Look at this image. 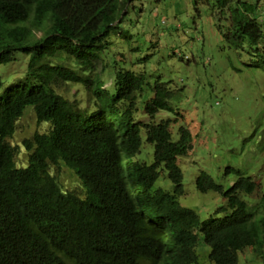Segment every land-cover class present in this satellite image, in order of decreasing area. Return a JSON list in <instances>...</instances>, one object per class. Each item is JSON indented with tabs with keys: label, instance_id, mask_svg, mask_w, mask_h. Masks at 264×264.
Segmentation results:
<instances>
[{
	"label": "trees",
	"instance_id": "16d2710c",
	"mask_svg": "<svg viewBox=\"0 0 264 264\" xmlns=\"http://www.w3.org/2000/svg\"><path fill=\"white\" fill-rule=\"evenodd\" d=\"M126 2L0 0V65L16 52L28 56L22 79L0 93V264H199V233L212 264H237L246 248L262 253L264 193L252 202L260 183L245 171L227 166L224 174L235 176L227 187L197 173L198 191L224 198L208 219L179 204L178 158L193 149L192 133L180 125L173 139L175 118L155 120L174 112L176 91L125 67L114 71L111 89L103 87L96 63ZM212 5L225 19L229 48L252 52V65L264 68L259 0ZM63 84L82 85L92 107L57 93ZM27 106L48 130L21 141L28 163L17 167L8 138ZM143 142L153 146L149 164L134 158ZM61 161L82 195L50 173ZM162 169L172 190L153 188Z\"/></svg>",
	"mask_w": 264,
	"mask_h": 264
},
{
	"label": "rangeland",
	"instance_id": "374dc122",
	"mask_svg": "<svg viewBox=\"0 0 264 264\" xmlns=\"http://www.w3.org/2000/svg\"><path fill=\"white\" fill-rule=\"evenodd\" d=\"M213 1L127 0L117 27L107 38L102 61L96 63L108 90L114 71L125 67L144 72L150 82H163L176 91L177 98L171 99L174 112H159L155 120L175 118L169 126L173 139L180 125L192 133L193 149L178 158L184 191L178 202L192 209L200 220L208 219L224 204L218 193L196 189L195 177L201 170L227 187L235 176L232 172L224 174L225 168H238L260 183L252 202L264 193V68L252 65L257 58L252 52L229 48L222 34L225 19ZM259 6L258 20L264 22V0H259ZM27 60L26 54L16 52L10 62L0 65L1 95L4 87L22 79ZM55 90L78 100L82 107H92L89 94L80 84H63ZM139 119L147 121L144 115ZM15 126L8 141L18 148L16 166L24 167L28 158L21 141L34 132L47 131L48 122H37L32 107L27 106ZM134 158L151 163L152 144L143 142ZM49 171L63 189L84 193L77 175L62 161ZM165 174L162 169L153 188L172 190ZM244 198L251 204V198ZM195 252L199 264H212L209 246L200 233ZM237 264H264V246L261 254L248 248L239 252Z\"/></svg>",
	"mask_w": 264,
	"mask_h": 264
}]
</instances>
